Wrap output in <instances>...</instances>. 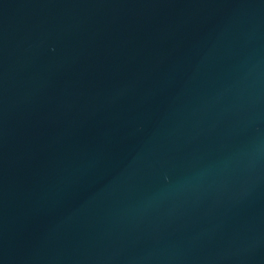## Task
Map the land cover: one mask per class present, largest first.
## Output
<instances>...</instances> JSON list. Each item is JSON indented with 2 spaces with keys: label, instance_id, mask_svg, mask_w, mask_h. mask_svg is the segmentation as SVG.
<instances>
[{
  "label": "water",
  "instance_id": "obj_1",
  "mask_svg": "<svg viewBox=\"0 0 264 264\" xmlns=\"http://www.w3.org/2000/svg\"><path fill=\"white\" fill-rule=\"evenodd\" d=\"M0 264H264V0H0Z\"/></svg>",
  "mask_w": 264,
  "mask_h": 264
}]
</instances>
